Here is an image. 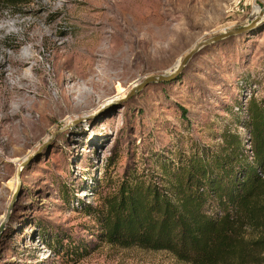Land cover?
Here are the masks:
<instances>
[{
    "label": "rangeland",
    "instance_id": "1",
    "mask_svg": "<svg viewBox=\"0 0 264 264\" xmlns=\"http://www.w3.org/2000/svg\"><path fill=\"white\" fill-rule=\"evenodd\" d=\"M94 2L0 3V264H191L166 249L105 240L96 210L125 172L160 176L163 162L217 145L224 130L241 135L252 154L251 106L264 109V19L204 45L171 80L125 96L198 41L251 23L264 0H188L185 16L170 20L172 50L102 66L101 84H85L89 97L66 106L55 78L74 65L73 42ZM22 55L31 57L23 71L31 92L17 106L7 88L19 79L13 59ZM46 95L60 108L41 105ZM6 105L12 110L2 111Z\"/></svg>",
    "mask_w": 264,
    "mask_h": 264
},
{
    "label": "trees",
    "instance_id": "2",
    "mask_svg": "<svg viewBox=\"0 0 264 264\" xmlns=\"http://www.w3.org/2000/svg\"><path fill=\"white\" fill-rule=\"evenodd\" d=\"M249 118L251 155L241 135L224 130L217 145L163 162L160 176L125 172L96 210L102 237L191 264H264V109L253 103Z\"/></svg>",
    "mask_w": 264,
    "mask_h": 264
},
{
    "label": "bare ground",
    "instance_id": "3",
    "mask_svg": "<svg viewBox=\"0 0 264 264\" xmlns=\"http://www.w3.org/2000/svg\"><path fill=\"white\" fill-rule=\"evenodd\" d=\"M186 2L188 0H137V3L128 6L124 0L89 3L87 17L82 19L83 33L73 42L74 65L68 73H60L55 78L58 100L70 106L76 99L89 97L83 86L89 84L97 87L101 84L102 66H124L133 62L132 55L144 58L151 51L172 50L173 46L168 43L177 34L171 28L170 20L185 16L183 3ZM189 9L195 17L194 6ZM258 11L259 8L252 16ZM30 58L22 55L21 58L13 59L18 66L16 71L19 79L11 83L7 92H12L8 95V101L16 100L17 106H22V101L30 98V88L23 83L27 80L23 73L24 67ZM58 102L53 100L51 104L46 95L41 105L53 110L59 107ZM9 109L11 107L7 105L1 108L4 112Z\"/></svg>",
    "mask_w": 264,
    "mask_h": 264
},
{
    "label": "water",
    "instance_id": "4",
    "mask_svg": "<svg viewBox=\"0 0 264 264\" xmlns=\"http://www.w3.org/2000/svg\"><path fill=\"white\" fill-rule=\"evenodd\" d=\"M263 19H264V5L260 9V12L256 15L255 19L251 23H249V24L248 23H244L242 25H239V26L230 28L227 31L225 30V31H222V32L213 34V35H211V36H209L207 38H204V39L198 41L190 49H188V51L181 57V59L179 60V62L173 68H170L169 70H166L165 69V71L163 73H156V74L147 75L140 82H138L136 85H134L129 90V92L126 94L125 97L131 96L132 94H134L135 92H137L138 90H140L142 87H144L149 82H152V81H167V80H171L176 74H178L181 71V69L183 68V66L190 59V57L197 50H199L201 47H203L204 45L209 44L211 42H214V41H216V40H218V39H220V38H222V37H224V36H226L228 34L240 32V31L248 28L252 24L262 21ZM1 229H2V226H0V230Z\"/></svg>",
    "mask_w": 264,
    "mask_h": 264
}]
</instances>
